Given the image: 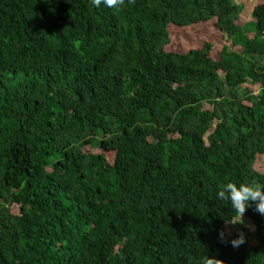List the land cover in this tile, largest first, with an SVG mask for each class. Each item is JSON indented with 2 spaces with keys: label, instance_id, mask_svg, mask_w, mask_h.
<instances>
[{
  "label": "trees",
  "instance_id": "1",
  "mask_svg": "<svg viewBox=\"0 0 264 264\" xmlns=\"http://www.w3.org/2000/svg\"><path fill=\"white\" fill-rule=\"evenodd\" d=\"M243 9L0 0V264H264L255 203L233 248L217 199L264 185V0Z\"/></svg>",
  "mask_w": 264,
  "mask_h": 264
},
{
  "label": "clouds",
  "instance_id": "2",
  "mask_svg": "<svg viewBox=\"0 0 264 264\" xmlns=\"http://www.w3.org/2000/svg\"><path fill=\"white\" fill-rule=\"evenodd\" d=\"M91 3L95 7H100L101 4L109 9L120 10L125 6V0H91ZM129 5L135 3V0H127ZM217 199L226 201L231 204L236 216L229 221L225 222L226 227L228 225L237 224V221L242 223V217L246 213L247 208L251 203H255V211L264 216V185L258 183L256 180H252L248 183H241L239 186L235 183H226L217 192ZM219 239L222 243H229L226 239L225 230L219 232ZM233 248H239L246 243V238L243 232L237 234L235 239L230 241ZM201 264H224L220 259L215 257H204Z\"/></svg>",
  "mask_w": 264,
  "mask_h": 264
},
{
  "label": "rangeland",
  "instance_id": "3",
  "mask_svg": "<svg viewBox=\"0 0 264 264\" xmlns=\"http://www.w3.org/2000/svg\"><path fill=\"white\" fill-rule=\"evenodd\" d=\"M235 4H239L243 6V12L241 15V20L243 23H248L252 20V11L254 7L257 5V0H232ZM248 28V27H247ZM247 88H250L254 92H258V86H254L252 84L246 85ZM206 107H209V104H206ZM227 233L229 237H232L234 233H237L242 230H246L244 234L252 237L255 232V226L252 224L251 220L248 219L245 215L242 217V223L237 221V224L228 225L226 227ZM254 243V240H251ZM255 245V244H254Z\"/></svg>",
  "mask_w": 264,
  "mask_h": 264
}]
</instances>
